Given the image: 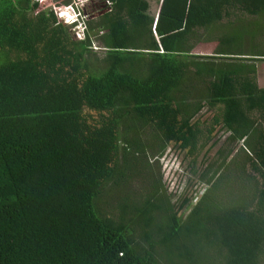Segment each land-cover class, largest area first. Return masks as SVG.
<instances>
[{"label": "trees", "instance_id": "16d2710c", "mask_svg": "<svg viewBox=\"0 0 264 264\" xmlns=\"http://www.w3.org/2000/svg\"><path fill=\"white\" fill-rule=\"evenodd\" d=\"M105 1L76 40L72 0H0V264H264V0ZM166 149L200 196L171 203Z\"/></svg>", "mask_w": 264, "mask_h": 264}, {"label": "rangeland", "instance_id": "374dc122", "mask_svg": "<svg viewBox=\"0 0 264 264\" xmlns=\"http://www.w3.org/2000/svg\"><path fill=\"white\" fill-rule=\"evenodd\" d=\"M37 1H40L41 3H43L45 8L46 7L51 8V6H54L53 9H57L58 7H60V5L56 6L55 4H51L52 0L51 1L50 0H37ZM146 1L149 4V14L150 15L155 14L158 8L157 2L159 0H146ZM75 2L78 4L75 7L79 9V7L82 5V2H79V0H76ZM86 5H88V3L83 4L84 7ZM67 12L68 11L66 10V13ZM59 15L60 16L62 15L61 11ZM65 16L66 14L62 16L61 20L65 19ZM68 18L69 20L67 21V23L70 24L72 21L70 14ZM61 20L59 21L60 23H62ZM66 27L69 28L68 26ZM263 38H264V34L260 38V42H256V43H258L261 46V41L264 42ZM76 40H80V39L76 37ZM97 46H98L97 43H92L91 49L96 50L95 52L98 53L97 56L100 57L101 53L97 50ZM213 48H214V43L199 44L192 50V53L196 55H209L213 51ZM255 68H256L257 83L259 86H264V61L256 62ZM202 117L205 118V115ZM226 135L227 134L223 132H218L214 138V141H216V144L214 145V147L211 148L207 152L205 157L202 158V156H199L197 158L196 164L193 167V170L194 172H196V174L197 172L202 171L205 165H207L210 161H212L216 153V150L219 149V147H222L221 145L223 141L225 140ZM159 158H158L159 161L157 162L156 167H159L158 171L162 172L163 177L161 178V183H163L164 188L166 189L167 193L170 195V200L172 204H175L176 203L175 200L183 194L186 195V194L196 193V196L198 197L205 190L204 184L197 183L196 181H194L191 175L192 171L189 170L186 166L187 161H188L187 159H185V161L183 160L184 162H182L179 154L173 151H170L169 149H166L164 153L162 154V156ZM236 178L238 177H233L229 169L226 170L223 174L220 185H218L217 187H214V190H216V197L220 198L221 200L224 198L227 201L229 198L228 194L234 195L237 192H241L242 191L241 186L234 185V183L229 184L230 182L234 181ZM121 188H122L123 193L125 194L126 191H129V188H130L129 183L122 182Z\"/></svg>", "mask_w": 264, "mask_h": 264}, {"label": "bare ground", "instance_id": "6f19581e", "mask_svg": "<svg viewBox=\"0 0 264 264\" xmlns=\"http://www.w3.org/2000/svg\"><path fill=\"white\" fill-rule=\"evenodd\" d=\"M72 1L75 2L76 0H72ZM91 1H99L100 2V0H79V2H82V5L79 7V9H77V13L75 12V14H70V17L72 20L70 24L67 23V21L69 20V18H68L69 15L67 17H65V19H63V20H61V18L59 19V21L60 20L62 21L63 26L66 25L69 27L68 28L69 32L74 39H76V37H77L78 39L81 40L85 36V32H86V24L84 23L85 17L82 14L81 9L84 7L83 4H85V3L89 4ZM100 3L103 5V7L109 6V3H107V1H105V0H104V4H103V2H100ZM80 30H81V36L79 35Z\"/></svg>", "mask_w": 264, "mask_h": 264}, {"label": "flooded vegetation", "instance_id": "af4514ba", "mask_svg": "<svg viewBox=\"0 0 264 264\" xmlns=\"http://www.w3.org/2000/svg\"><path fill=\"white\" fill-rule=\"evenodd\" d=\"M81 10H82V14L85 17V21H87L89 18L91 19L92 17H96L95 15H98V13H100L103 10V5L99 1H91Z\"/></svg>", "mask_w": 264, "mask_h": 264}, {"label": "built area", "instance_id": "2783aa9c", "mask_svg": "<svg viewBox=\"0 0 264 264\" xmlns=\"http://www.w3.org/2000/svg\"><path fill=\"white\" fill-rule=\"evenodd\" d=\"M74 5L76 6V5H78L76 2L74 3ZM82 30V29H81ZM81 30H80V33H79V35L81 36ZM79 37V36H78Z\"/></svg>", "mask_w": 264, "mask_h": 264}, {"label": "water", "instance_id": "95a60500", "mask_svg": "<svg viewBox=\"0 0 264 264\" xmlns=\"http://www.w3.org/2000/svg\"><path fill=\"white\" fill-rule=\"evenodd\" d=\"M104 13V11H101L100 13H98V15H101V14H103ZM98 15H95V16H98Z\"/></svg>", "mask_w": 264, "mask_h": 264}]
</instances>
